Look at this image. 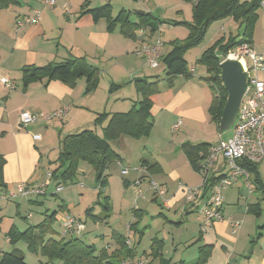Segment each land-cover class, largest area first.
<instances>
[{"label":"crops","instance_id":"crops-1","mask_svg":"<svg viewBox=\"0 0 264 264\" xmlns=\"http://www.w3.org/2000/svg\"><path fill=\"white\" fill-rule=\"evenodd\" d=\"M134 1L138 3L132 1L131 3L127 0H59L56 7H46L43 0H18V3L0 10V156H3L5 160L3 172L0 175V186L2 185L0 192L16 191L21 184L26 186L44 185L48 173H52L58 165L52 164V161L43 164V147L47 148L54 138H58L60 141L67 135L87 129L95 130L97 134L102 135V128L106 126L107 122H104L99 130L93 124L94 119L96 120L101 113L128 112L142 98L135 82L139 79H146L150 82L157 80V75L153 71L158 68H152L144 55L137 53L143 46L153 43L155 34H151L150 29H141L137 32L135 40L129 39L120 32L119 27L109 28L106 18L95 21L93 16L87 12L89 9L110 3L114 18L125 10L131 14L132 21H137L136 15L139 11L135 10V13H132L130 8H134L135 4H139V1L149 2L150 0ZM143 12L153 14L150 10ZM28 17L36 21L30 25H18ZM170 46L169 51L172 49V45ZM251 46L253 47V45ZM164 48L165 45L163 50ZM74 58H84L88 64L99 69V85L94 91L86 92V79H79L75 86L71 87L62 81L48 82L44 78L34 81L24 88L21 73L24 67H40L52 62H63ZM191 73L190 79L177 77L172 88L166 89L164 87L166 83H161V86L164 87L162 92L151 98L153 101V129L147 138L149 141L159 137V133H156L158 132L157 122L155 123L153 117L159 115L161 111L168 115L165 117L167 132L178 134L183 128L184 132L177 137L178 139L186 137V132L190 130L191 124L220 126V123L217 124L213 118L211 119L210 108L206 109V103L197 100L199 91L204 92L206 89V83L201 79L194 78L196 70H192ZM5 78L10 80L13 89L4 86L2 79ZM65 108L69 110L64 119L42 121L27 127H23L19 122L22 112L51 115ZM109 109L111 111H108ZM179 120H182V124L177 132H173V126ZM209 120L211 121L209 122ZM36 135H40L41 139L35 140L34 136ZM133 140V138L124 136L118 141L110 142L113 150L119 155V162L122 163V166L115 162L106 172L109 179L105 195L109 197V202V181L114 173L120 174L121 171L120 176H122L124 186L128 189L134 188L135 181L141 179L143 182L140 189L143 187L146 192L153 193L148 187L149 180L152 179L166 190V194L169 195L172 191L167 199L168 206L164 205L165 208L171 210V207L180 205L178 206V209L181 210L180 218L176 221L167 219L168 222L176 226L183 224L182 221L187 222L188 226L192 228L193 235L198 233V238L192 245L198 246L197 255L201 246H210L211 253L206 264H264V219H262L264 180L261 177L260 164L257 167V174H250V178L254 177L253 182L251 179L248 182L240 179L231 189L223 191V219L208 226L203 232L204 218L201 211L205 206L206 198L202 194L192 201H188L186 194L178 187L182 184L187 187L199 185V181L196 179L198 171L192 166L188 156L189 161L186 159L188 169L181 167V169L168 173L161 160L147 145V148L142 147V151L137 152L139 158L137 166L142 167L143 163H146L154 167L150 172L148 171L147 175L139 171L132 173L130 167L136 164L132 160L122 158L119 148L126 150L134 147L135 141ZM185 144L188 143H181L182 151H184L183 145ZM200 144L205 143L197 145ZM124 168L130 169L129 175H122ZM83 173L86 174V171ZM215 173L222 175L224 172L220 170ZM72 184L75 186L74 182ZM49 185L50 183L46 186L45 195L22 197L12 201L0 200V257L4 253L19 249L23 252L28 264H57L56 262H60H49L47 258L31 250L26 241L20 240L13 243L8 236L12 228L23 232L30 226H36L43 222L45 213L52 209L46 208L47 198L45 197H47ZM56 187L55 185L56 191L52 189L53 192L50 193V196H57L60 200L58 207L69 211L72 202L68 191L69 185L59 192ZM82 187L83 185H81ZM233 187L235 189H232ZM95 192L98 194L97 189ZM81 194L83 195L82 192ZM249 195L250 197H248ZM152 200H159L154 193ZM26 204L42 207V218L38 223H29L34 217L31 213L21 216V209ZM53 210L59 212L56 208ZM134 212L137 213V216H134L135 219L132 223L135 226L131 228V240L133 236L138 235L137 240L140 244L145 231L143 229L141 231L138 227L144 221L147 212L140 207L136 208ZM253 212H257L259 216ZM93 213L98 214L96 211ZM68 214L72 215L71 212ZM72 216L81 220L74 214ZM160 216L163 217L162 214ZM19 219H22L23 222H20ZM57 221H62L58 215ZM108 222L109 220L104 223L108 224ZM96 224V228L100 224L103 225V223ZM114 232L117 231L114 230L111 237ZM257 235H260V238L251 247L250 242ZM157 240L160 243H156L154 247L156 251L150 247L148 252L144 251L142 255H139L136 248L132 247L130 258L124 250L121 264H129L131 261L139 259H143L147 264H165V261H170V264H180L181 261H184L175 260V255L169 259L166 258L163 249L165 242L158 237L153 238V241ZM172 244H176L175 241ZM132 245L134 246V243ZM111 247L110 245L107 248L109 253H111L110 249H113ZM119 247H114V251Z\"/></svg>","mask_w":264,"mask_h":264},{"label":"trees","instance_id":"trees-1","mask_svg":"<svg viewBox=\"0 0 264 264\" xmlns=\"http://www.w3.org/2000/svg\"><path fill=\"white\" fill-rule=\"evenodd\" d=\"M185 1L194 3V22L188 25L189 36L186 40H174L171 43L172 49L168 53L163 52L160 64L165 67L167 72L168 78L164 86L166 89L174 86L177 77H184L186 79L192 77V73L187 69V62L184 55L188 50L202 43L208 28L214 22L234 18L237 23L243 25V39L235 41L234 37H231L232 40L228 43H219L217 48L215 47L205 51L199 60L210 71L214 70L216 72V77L211 79V82L209 81L214 93L209 112L213 120L219 124L227 98V91L221 80V63L223 61L220 57L221 53L223 54L222 57L226 58L230 51L235 50L242 44L253 45L254 27L258 21V12L263 0ZM16 3H18V0H0V10ZM87 12L93 16L95 21L106 18L109 23V28L115 29L119 27L120 32L125 37L133 40L137 38V32L141 29H150L151 33L155 34L163 24L161 20L149 12L143 16L136 15L137 21H132L131 14L125 10L121 11L114 18L110 3L98 8L89 9ZM21 73L24 88L28 87L32 82L44 78L48 82L55 80L62 81L71 87H74L79 79H86L87 93L94 91L98 87L100 77L99 69L88 64L84 58L52 62L40 67L26 66L21 70ZM135 84L142 98L132 109L125 113L99 114L95 120V125L102 126L104 122H107L106 126L102 128V135L97 134L95 130L87 129L65 136L61 142L59 156L52 163L58 165L52 171L51 178L55 182L56 188H64L76 180L77 168L81 162H87L93 167L97 174V182L100 189L98 194L99 204L103 207L101 214H94L93 209L86 211L87 215L93 218L94 223H104L111 217L110 212L112 207L109 202V197L105 195L109 179L106 172L112 164L120 160V157L113 150L110 142L118 141L124 136L133 139L146 138L153 129V101L151 98L161 93L164 87L161 86V81L158 79L154 82L139 79ZM210 146L208 144L196 146L190 144L183 145L184 152L196 170H198V163L208 155ZM4 164L5 160L3 156H0V175H2ZM239 164L250 174H257L258 165L245 160L240 161ZM142 167H145L150 172L154 166L143 163ZM214 180L216 181L218 179ZM45 214L43 222L36 226H30L23 232L12 228L8 234L10 240L13 243L24 240L31 250L47 258L49 262L60 261L62 264H121L122 252L124 250L128 254V257H130L133 245L131 248L127 246V236L123 237V235L114 232L113 235L118 236L120 247L118 250L109 254L106 249L98 251L94 244L85 243L76 235L68 238L63 237L61 232H57L55 228L58 212L55 211L49 214L47 211ZM136 214L135 212V217L137 216ZM254 214L259 216L257 212ZM134 226V224H131V228ZM259 238L260 235H257L256 238L251 240V247ZM156 243H160V241H153L151 246L153 251H156L154 249ZM251 251L252 248L250 249ZM210 253V246H201L194 264H206ZM169 262L165 261L164 263L170 264ZM0 264L28 263L25 260L23 252L15 249L12 252L4 253L0 257ZM180 264L188 263L181 261Z\"/></svg>","mask_w":264,"mask_h":264},{"label":"rangeland","instance_id":"rangeland-1","mask_svg":"<svg viewBox=\"0 0 264 264\" xmlns=\"http://www.w3.org/2000/svg\"><path fill=\"white\" fill-rule=\"evenodd\" d=\"M127 1L138 3L134 0ZM140 2L141 1H139V4H135L134 8L131 7L130 11L132 13H135V10H150L159 20H161V22H163L160 28H162L163 30L162 41L163 43H165V48L163 50L164 53L169 51L172 41H183L188 38V25L194 22V3L187 2L185 0H150L149 2ZM231 37H234L235 41L243 39V25L237 23L234 18H227L224 20L216 21L208 28L202 43L196 47L191 48L184 55V58L187 62L188 71L191 72L192 70H196L194 78L198 80L201 79L202 82L206 83V89L204 90V92L198 90L200 93H198L197 98L199 102L206 103V109H209L213 102L212 98L214 93L210 87V80L216 77V72L214 70L210 71L205 65L201 64L199 60L201 59L202 54L205 51L213 49L215 47L217 48L219 43H228L230 40H232ZM253 47L258 53L264 55V13L261 10H259L258 12V21L254 27ZM222 55L223 54L221 53L220 57L223 60L224 58L222 57ZM153 72L155 73V75H157V79L161 81L162 84L166 83L168 77L164 66L160 65L158 69L154 70ZM227 99L228 93L226 103ZM108 111H111V109H109ZM166 116L168 115L164 111H161L159 115L153 117L155 123L157 122L158 132L156 133H159V137L156 140L154 139L152 141H149V139H147L148 137L134 139V147L127 148L126 150H121L119 148V152L122 158H125L126 160H132L133 163L136 164L130 167V169L133 171L132 173H135L136 170L141 168L137 166L139 162L137 152L142 151V147L147 148V145L148 148L155 152V155L158 156V158L161 160L166 172L170 173L176 169H181V167H184L183 169H188V158L184 151H182V142L188 143L193 146H196L198 143H205L213 146L218 144L221 140H228L234 136V127L236 123H234V125L230 129L225 131H221L220 127H218L217 125L191 124L189 126L190 130L186 132V137L178 139L177 137L184 132L183 128L178 134H172L171 131L167 132V122L165 118ZM210 121L211 120H209V122ZM93 124H95V119L93 121ZM97 127L100 130V126L98 125ZM61 142L62 140L59 141L58 138H54V140H52V143L48 145L47 148L43 147V164H48L49 161H52L54 163L57 160L60 153ZM261 164L260 172L261 177L264 180V163L262 165ZM84 171H86V174L83 173ZM120 175L121 171L120 174L114 173L109 181L110 204L112 210L110 212L111 217L108 224L103 223V225L100 224L96 228L97 224L94 223L92 218L86 213V211L90 208H93V212L96 211L98 214L102 213L103 210V207L99 204L98 194L100 192V189L97 186L96 182V172L94 171L93 167L90 166V164H88L87 162H81L78 165L76 180L74 181L75 186L71 183V185H69L68 191L70 192V200L72 201L71 205L69 206V211L67 209L58 207L60 205V200H58L59 198L57 196H50V193L53 192L52 189H54L55 191L56 189L55 182L52 181V179L50 180V182H48L49 177L47 175V178L45 179V182L43 184L45 185L47 184V182L50 183L49 188L47 189V197H45L47 198L46 208H52L48 213L52 214L54 212L53 209L56 208L59 210L58 217L64 218L68 215V212H71L72 215L74 214L75 216L80 218L86 225V231L78 237H80L85 243L94 244L97 247L98 251L105 248L108 251L107 248L111 245V248L113 249H110V252L112 253L114 251V247H119L120 245L118 243V236L112 235L111 237V233L115 230L118 233L127 236L128 227L134 222L135 219L134 211L139 207L144 208L147 213L145 215L144 221L140 223L138 228H140L141 231L143 229L145 231V235L143 236L142 242L140 244L137 240L139 237L138 235L132 237L134 243L133 249L136 248L137 253L139 255H142L144 251L148 252L150 250V247L153 244V238L158 237L165 242L163 249L165 250L164 256L166 258L169 259L175 255L174 259L177 261L184 260L188 262V264H194L198 257V246L192 245L196 242L198 233H194L193 235L192 228L188 226L187 222L182 221L181 223L183 224H181L180 226H176L172 225L167 220L169 219L176 221L180 218L179 214L181 210L178 209V206L180 205L171 207V210H168L164 207V202L161 199H159L158 201L152 200L154 192H146L142 187L141 189L143 194L140 195L136 189L132 187L128 189L126 186H124L122 176ZM253 178H250L252 182ZM196 179L199 181V185H197L196 187L188 186L189 188L195 189L202 186V178L199 173L196 175ZM81 185H83L82 188ZM96 189L98 191V194H96L95 192ZM229 189H231V187ZM232 189H235V187H233ZM81 192L83 193V195L81 194ZM171 194L172 191L169 193V195L167 193V199H169V196ZM248 197H250V195ZM36 206L37 205L28 206L26 204L21 209V216H25L26 214L30 213L32 214V217L34 216L33 219L29 221L30 224H33L34 222L38 223L42 218V207ZM262 208L264 210V204L262 205ZM175 210H177L176 213ZM160 214H162L163 217L160 216ZM262 219H264V211L262 214ZM19 220L20 222H23L22 219ZM55 228L57 232L62 233L64 228V226L62 227V221H57L55 224ZM173 241H175L176 244L173 245ZM56 263L59 264L60 262Z\"/></svg>","mask_w":264,"mask_h":264},{"label":"built area","instance_id":"built-area-1","mask_svg":"<svg viewBox=\"0 0 264 264\" xmlns=\"http://www.w3.org/2000/svg\"><path fill=\"white\" fill-rule=\"evenodd\" d=\"M148 1V0H146ZM59 0H43L46 7H56ZM260 9L264 13V0L261 2ZM36 20L26 18L19 22L18 25H30ZM163 30L158 29L155 33L153 43L149 46H143L137 53L144 55L147 63L152 68H158L161 57L163 55L164 43L162 41ZM225 60H235L241 63L247 76V89L241 101L239 112L235 121L234 136L228 140H221L218 144L210 146L208 155L198 163V173L202 177V186L200 188H189L179 185V190L186 194L188 201H192L195 197H205V206L202 209L204 218L203 232L208 226L223 219V191L235 185L240 179L249 181L250 173L244 169L239 163L240 161H248L259 165L264 163V55L258 53L252 46L242 44L235 50L230 51ZM250 62V64H249ZM194 72V71H193ZM4 86L13 89V85L9 79H2ZM68 108L59 110L51 115H43L34 112H22L19 122L23 127L54 119H64L67 117ZM182 124L179 120L172 128L173 132H177ZM35 140L41 139L40 135L34 136ZM119 166L122 163L117 161ZM215 170V171H214ZM222 170L224 173L218 175L215 173ZM148 174L145 167L136 170ZM130 169L124 168L123 176L129 175ZM49 180L52 173H48ZM221 177V178H220ZM218 179V180H214ZM142 180L135 181L134 188L142 195L140 186ZM49 184V183H48ZM26 186L21 184L16 191H1V201H12L22 197L45 195L46 186ZM149 187L154 195L168 206L166 190L162 186L150 179ZM63 188H57V192ZM64 226L62 236L68 237L72 235L81 236L86 231V225L72 215L62 218ZM131 224L128 227L127 246L132 247ZM129 264H147L144 260L131 261Z\"/></svg>","mask_w":264,"mask_h":264},{"label":"water","instance_id":"water-1","mask_svg":"<svg viewBox=\"0 0 264 264\" xmlns=\"http://www.w3.org/2000/svg\"><path fill=\"white\" fill-rule=\"evenodd\" d=\"M137 14L145 15V12L139 11ZM221 80L228 93L219 126L221 131H225L230 129L236 121L241 101L247 89V76L240 62L225 60L221 63Z\"/></svg>","mask_w":264,"mask_h":264}]
</instances>
